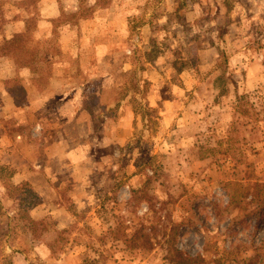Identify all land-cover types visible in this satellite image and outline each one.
<instances>
[{
    "label": "rangeland",
    "instance_id": "1",
    "mask_svg": "<svg viewBox=\"0 0 264 264\" xmlns=\"http://www.w3.org/2000/svg\"><path fill=\"white\" fill-rule=\"evenodd\" d=\"M256 182L264 0H0V264H264Z\"/></svg>",
    "mask_w": 264,
    "mask_h": 264
},
{
    "label": "trees",
    "instance_id": "2",
    "mask_svg": "<svg viewBox=\"0 0 264 264\" xmlns=\"http://www.w3.org/2000/svg\"><path fill=\"white\" fill-rule=\"evenodd\" d=\"M23 35L22 34H17V35H13L12 38L6 42L8 43H12V42H21L23 40ZM19 40V41H18ZM30 65V63H19L17 65V67H25L28 68ZM246 105H248V107H246ZM235 107L238 113L242 114V115H247L250 116L251 112H250V108L252 107L250 104H248V102H246L245 100V96H235ZM255 114V112H253ZM214 148H210L209 151H213ZM208 157V155L203 154L202 156H200L201 159H204ZM251 168L252 165L251 164H247L246 163V168ZM256 191L259 190L260 188H263L264 191V184L263 183H258L256 182L253 186ZM31 223H36L33 220H31ZM169 256L167 257L168 263L169 264H195L196 263V259L192 258L190 256H187L185 254H183L179 249L175 248L174 246L170 249L169 251Z\"/></svg>",
    "mask_w": 264,
    "mask_h": 264
},
{
    "label": "crops",
    "instance_id": "3",
    "mask_svg": "<svg viewBox=\"0 0 264 264\" xmlns=\"http://www.w3.org/2000/svg\"><path fill=\"white\" fill-rule=\"evenodd\" d=\"M20 21H18V19H12V21H9L6 25L5 31H7L6 34V38H9L10 36H12L15 33H20L21 32V26L18 23ZM15 27L14 29L12 28ZM7 58V57H6ZM20 69V68H19Z\"/></svg>",
    "mask_w": 264,
    "mask_h": 264
}]
</instances>
